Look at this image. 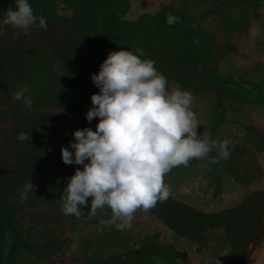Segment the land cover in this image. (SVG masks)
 I'll return each instance as SVG.
<instances>
[{"label": "trees", "instance_id": "16d2710c", "mask_svg": "<svg viewBox=\"0 0 264 264\" xmlns=\"http://www.w3.org/2000/svg\"><path fill=\"white\" fill-rule=\"evenodd\" d=\"M29 2L36 14L46 18L47 28L25 32L4 23L6 9L16 5L13 0H0V264H22L25 250L31 247L41 255L67 244L68 238L58 229L57 237H50L52 227L47 225L40 229L39 240L35 226L26 222L24 206L60 200L65 178L83 167L64 163L61 145L74 139L72 132L77 128L95 130L99 118L89 122L85 117L91 94L99 91L91 74L98 72L109 50L142 48L167 79L195 94L215 95L219 112L211 127L209 138L213 139L227 120L222 97L231 93L228 83L232 79L222 74V66L238 51L235 35L244 26L216 3L198 13L162 3L158 11L129 20L122 15L130 8V0ZM60 3L68 13L59 10ZM169 13L178 17L171 25L166 22ZM209 13L219 16L218 27L205 21ZM30 81L37 83L32 90L27 87L25 95L32 99L29 107L22 100H13L12 94ZM256 100L264 101V97ZM55 111L67 114L72 125L63 123L58 115L56 121ZM240 122L244 132L233 145H227L222 167L235 181L248 184L264 173L258 159L264 151V125ZM20 132L27 134L25 139L17 138ZM29 179L35 187L21 199L20 189ZM221 181L218 175L217 188ZM87 210L81 208L79 216H89ZM149 210L175 234L201 246L207 245L208 231L222 228L236 264H251L254 251L264 240V187L220 209L206 210L169 195ZM158 236L157 232L146 235L140 243L89 257L83 264H172L177 247Z\"/></svg>", "mask_w": 264, "mask_h": 264}, {"label": "clouds", "instance_id": "9594fccd", "mask_svg": "<svg viewBox=\"0 0 264 264\" xmlns=\"http://www.w3.org/2000/svg\"><path fill=\"white\" fill-rule=\"evenodd\" d=\"M13 2L16 7L6 9L4 23L25 32L47 28L46 18L34 12L29 0ZM177 19L169 13L166 22L171 25ZM155 65L142 48H120L109 50L98 72L91 74L99 91L91 94L85 117L89 122L99 119L95 130L77 128L74 139L61 145L64 163L83 166L65 178L59 198L64 214L79 216L87 204L92 215L107 205L111 215L100 222L127 227L137 209L149 210L169 197L164 177L171 168L187 165L192 158L214 160L209 156L213 149L220 156L228 155L227 140L198 133L191 91L180 86L170 90L167 77ZM27 87H19L12 98L30 107ZM26 135L20 132L17 138ZM34 187L30 179L26 181L21 199Z\"/></svg>", "mask_w": 264, "mask_h": 264}, {"label": "rangeland", "instance_id": "374dc122", "mask_svg": "<svg viewBox=\"0 0 264 264\" xmlns=\"http://www.w3.org/2000/svg\"><path fill=\"white\" fill-rule=\"evenodd\" d=\"M131 6L122 18L133 20L143 12L154 13L162 3H170L175 9L188 13H198L211 9L216 3L221 9L243 21L242 31L235 35L238 51L230 55L222 66V74L232 81L222 101L227 109V120L220 124L215 132L217 141L227 140L233 145L244 132L240 119L254 121L264 125V0H130ZM59 10L68 13L60 3ZM205 21L218 27L220 18L215 13L205 15ZM241 78L243 80H241ZM169 89L177 83L167 79ZM31 82V83H30ZM27 86L32 90L36 81ZM181 87V86H180ZM183 88V87H182ZM192 109L196 112L199 124L197 131L210 137L211 127L218 115L219 108L215 95L204 96L193 92ZM63 123L72 125L70 117L55 111ZM229 151V150H228ZM209 156L216 159L192 158L187 165L180 164L165 174L164 180L170 188V196L195 204L203 209L212 210L232 206L241 197L255 188L264 187L262 176L245 184L235 181L222 167L226 156L218 155L213 149ZM264 170V151L258 154ZM222 181L217 188V176ZM90 200V197L88 198ZM61 200L51 205L24 206L26 222L35 226V233L40 240V229L51 226L50 237H57V229L66 236L67 244L62 249L42 251V256L35 253L37 248H28L23 254L22 264H83L93 256H99L124 250L140 243L146 235L159 233L158 239L169 241L177 247V257L172 264H236L229 254V247L222 228L207 232V245L201 246L191 239L175 234L150 210L137 209L130 224L124 228L105 225L100 221L111 215L105 205L89 216H71L61 210ZM84 205L83 208H89ZM11 235L7 237V250ZM251 264H264V240L253 253Z\"/></svg>", "mask_w": 264, "mask_h": 264}]
</instances>
